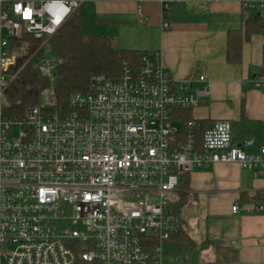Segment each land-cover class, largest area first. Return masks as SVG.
<instances>
[{"label": "built area", "instance_id": "obj_1", "mask_svg": "<svg viewBox=\"0 0 264 264\" xmlns=\"http://www.w3.org/2000/svg\"><path fill=\"white\" fill-rule=\"evenodd\" d=\"M235 1L252 14L264 11V0ZM80 3L0 0V264H163L162 242L182 228L172 206L179 178L215 163L264 175V146L246 153L247 142L234 145L226 120L203 129L200 150L195 119L181 138L172 111L193 110L208 97L206 75L176 81L159 52L121 62L115 76L92 74L87 92L63 105L45 87L38 104L5 116L18 56L8 37H50ZM37 58L52 85L56 61ZM231 211L264 215V201Z\"/></svg>", "mask_w": 264, "mask_h": 264}, {"label": "crops", "instance_id": "obj_2", "mask_svg": "<svg viewBox=\"0 0 264 264\" xmlns=\"http://www.w3.org/2000/svg\"><path fill=\"white\" fill-rule=\"evenodd\" d=\"M79 1L85 34L110 38L119 49L159 52L176 81L205 73L209 95L192 110L204 128L226 120L234 145L247 142L246 153L264 146V87L254 85L264 81V73L259 75L263 37L253 34L242 42L238 64L226 61L228 32H243L252 11L235 0ZM188 178L187 203L178 215L194 246L193 264H264V215L231 211L257 193L264 197V175L254 176L235 163H215L194 168ZM216 244L235 250L237 260L220 261Z\"/></svg>", "mask_w": 264, "mask_h": 264}, {"label": "trees", "instance_id": "obj_3", "mask_svg": "<svg viewBox=\"0 0 264 264\" xmlns=\"http://www.w3.org/2000/svg\"><path fill=\"white\" fill-rule=\"evenodd\" d=\"M253 34H259L264 39V11L247 18L243 32L241 30L228 32L226 47L228 63L238 64L240 62L242 42L248 41ZM8 42L10 51L15 50L18 55L14 66L17 73L5 90L3 103V114L11 117L22 115L24 108L28 105L38 104L41 90L45 87H52L58 103L63 105L70 94L78 91L87 92L92 74L115 76L119 73L121 62L126 61L130 65H135L140 57V52L137 50L115 47L110 38L85 34L78 9L73 11L50 37L35 39L30 34L20 32L17 36L8 37ZM46 52L51 53L57 63V78L52 85L38 70L37 54ZM262 73H264V41L259 75ZM255 77L257 78V75ZM172 115L179 122V133L182 138L185 123L193 119L192 110L177 109L172 111ZM196 121L198 125L194 134L195 148L200 150L202 131L206 123ZM188 182V173L179 178L176 192L179 198L172 204L177 215L182 212L183 206L187 203ZM259 194L257 193L255 199L252 200L263 202L264 197ZM250 201L246 200L242 203ZM183 232L181 228L173 238L187 239L188 237ZM215 249L220 261L233 263L237 260V252L228 246L216 244Z\"/></svg>", "mask_w": 264, "mask_h": 264}, {"label": "rangeland", "instance_id": "obj_4", "mask_svg": "<svg viewBox=\"0 0 264 264\" xmlns=\"http://www.w3.org/2000/svg\"><path fill=\"white\" fill-rule=\"evenodd\" d=\"M4 5L5 7H10L8 2H5ZM44 43L45 41L42 44ZM14 53L17 54L15 50ZM45 56L47 58L53 59V56L49 52H46ZM15 132L16 131L14 130L13 134H15ZM187 213L188 212H186V215ZM161 246L163 251L161 252L163 264H193L194 250H191V248L194 246H192L191 240H177L175 238H170L166 241H163Z\"/></svg>", "mask_w": 264, "mask_h": 264}]
</instances>
